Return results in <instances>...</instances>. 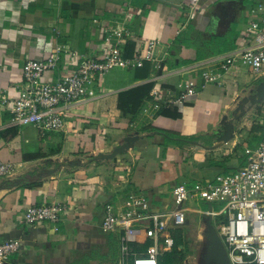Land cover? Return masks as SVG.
I'll return each mask as SVG.
<instances>
[{"label": "crops", "instance_id": "crops-1", "mask_svg": "<svg viewBox=\"0 0 264 264\" xmlns=\"http://www.w3.org/2000/svg\"><path fill=\"white\" fill-rule=\"evenodd\" d=\"M259 15L262 21L264 0H0V161L13 167L0 179V245L20 243L5 264H123L120 235L107 236L101 225L106 206L121 208L132 181L159 209L171 192L166 184L187 170L198 175L194 165L214 167L217 174L243 167L264 139V113L261 102L247 108L240 99L264 76L254 81L241 62L219 84L202 86L201 74L220 68L243 47L242 33ZM116 26L130 34L124 58L154 41L158 67L110 70L63 112L61 132L11 124L26 61H44L57 46L66 51L61 65L71 62L69 68L82 55L100 59L107 31ZM53 77L48 72L43 79ZM190 81L202 88L187 101L159 111L152 107L153 89L176 95ZM147 83L154 86L141 110L134 118L124 116L119 93ZM7 130L15 131L8 140L1 135ZM165 137L172 142L166 156ZM126 138L132 142L124 153L100 157ZM156 150L174 176L163 170L164 178L147 182L144 160ZM54 203L66 206L57 231L20 224L27 207Z\"/></svg>", "mask_w": 264, "mask_h": 264}, {"label": "built area", "instance_id": "built-area-1", "mask_svg": "<svg viewBox=\"0 0 264 264\" xmlns=\"http://www.w3.org/2000/svg\"><path fill=\"white\" fill-rule=\"evenodd\" d=\"M107 32L101 58L79 56L75 68H69L71 62L61 65L62 53L66 51L59 46L44 61H26L22 89L10 109L11 124L14 127L32 126L40 131L61 132L65 126L63 112L88 96L89 89L97 85V81L110 70L117 67L140 68L144 63L158 65L155 59L157 42L144 43L133 57L126 59L122 56V48L130 35L129 31L116 26ZM242 34L241 39L246 40L243 47L227 55L220 68L202 72V86L206 83L219 84L229 68L238 62L248 67L253 80L264 76V19L260 22L250 21ZM48 72H52L54 77L51 81H44L43 77ZM202 86L190 81L176 95L155 88L150 93L152 107L159 111L183 103ZM12 172L10 164L0 161V179ZM170 195L173 205H164L159 209L150 198L131 195L119 209L106 206L101 228L106 234L120 235L123 264H158V258L170 252L174 246L173 231L187 224L186 213L191 212L187 206L201 202H219L223 205L220 211L208 208L203 215L218 223L216 232L229 264H264V139L246 164L235 173L219 175L205 185L176 186ZM65 211L66 206L60 203L30 206L25 209L20 224L31 227L48 225L57 231ZM224 214L226 219L219 220ZM141 235L150 240L151 252L132 250ZM19 247V241L15 240L2 243L0 264H5Z\"/></svg>", "mask_w": 264, "mask_h": 264}, {"label": "rangeland", "instance_id": "rangeland-1", "mask_svg": "<svg viewBox=\"0 0 264 264\" xmlns=\"http://www.w3.org/2000/svg\"><path fill=\"white\" fill-rule=\"evenodd\" d=\"M260 18L257 19V21L260 22L261 20V15H259ZM259 80V79H258ZM256 80V81H258ZM255 81V80H254ZM264 82V80L253 82L249 85V88L247 89L248 92L246 93V95L240 99L243 100L242 103L243 105L247 108L253 104V102L255 101L257 92H259L262 83ZM245 100V101H244ZM264 97L261 101L263 107H262V111L264 113ZM241 117V116H240ZM220 133V132H218ZM231 136V135H230ZM227 138H229V135L227 136ZM172 142L169 141L168 138H164V141L161 143V145H163V151H164V156H166L165 151L168 150L169 145ZM161 148V147H160ZM157 152H153V155L151 157H149L148 159L145 158L144 163L145 165H147L146 168H144L147 172V178L148 181L147 182H151V180L154 178H160V176L162 178H164L165 176H163V170H166L168 173H170L171 177L174 176L172 172V168L171 167H164L170 163H165L164 159H162L161 155H158L159 151L156 150ZM144 159V158H143ZM159 164H163L159 165ZM142 166L143 165V161L141 160V162H138V166ZM194 170L196 171H200L201 173H203L204 175H202L200 172H198V175L196 173L193 172V177H191L190 175V171L187 170L186 174H182L181 176H179V180H177L176 182H170L168 184H166L168 186V188H170V191L176 186V185H186L187 187H192L194 184L196 183H200V184H208L211 183L215 180V178L219 175L225 174V173H220L217 174L215 169H213L214 167H210V169L208 168H203L202 166L200 168H196V166L194 165ZM216 168V167H215ZM140 169V168H139ZM139 169L134 170V173H139ZM199 176V177H198ZM184 180H189V181H184ZM137 181H132L130 184L131 189H129L127 192H129L128 196H145L146 194L141 192L140 190V184ZM126 192V193H127ZM147 197V196H145ZM164 205H173V199L169 193V196L164 200V202L162 203V206ZM185 206V204L183 205ZM222 204L219 202H213V203H190L187 207H189V209L191 210V212L186 213V217L188 219V224H186L184 227H182L183 231H184V237L186 239V246L184 249V255L182 257V259L175 263V264H213L212 262H209L207 260V252H208V248H209V240L207 237V222H210L212 224V226L214 227L215 230H217V222L214 221L213 219H209L207 217H205V215H203V212L208 209V208H212L214 209V211H220V209L222 208ZM206 212V211H205ZM226 219V214H224L221 218H219V220H225ZM107 236H112L114 234L111 233H107Z\"/></svg>", "mask_w": 264, "mask_h": 264}, {"label": "trees", "instance_id": "trees-1", "mask_svg": "<svg viewBox=\"0 0 264 264\" xmlns=\"http://www.w3.org/2000/svg\"><path fill=\"white\" fill-rule=\"evenodd\" d=\"M234 46V45H233ZM229 46L228 48H231ZM125 54V46L122 48ZM214 55V54H213ZM153 83H147L130 88L119 93L118 108L124 116L134 118L141 110L146 98H149V92L153 88ZM6 140L15 136L14 130H7L1 133ZM176 187V186H175ZM174 246L170 252L164 253L158 258V264H175L179 262L183 255L186 246V239L182 228L176 229L172 233ZM151 242L145 235L139 236L136 243L132 246L135 252L149 253L151 252Z\"/></svg>", "mask_w": 264, "mask_h": 264}, {"label": "water", "instance_id": "water-1", "mask_svg": "<svg viewBox=\"0 0 264 264\" xmlns=\"http://www.w3.org/2000/svg\"><path fill=\"white\" fill-rule=\"evenodd\" d=\"M263 97H264V82L262 83V86L259 92H257L255 101L261 102ZM238 112H240V115L242 114L243 105L240 106V109H238ZM131 142H132L131 138H126L124 139V143L120 145L119 147L115 148L111 154L101 155L100 157L105 160L113 159L114 157L124 153V151L129 149ZM219 144H222V142H219ZM206 225H207V237L209 240L207 260L213 262V264H229L224 246L220 238L218 237L216 230L214 229V227L212 226L210 222H207Z\"/></svg>", "mask_w": 264, "mask_h": 264}, {"label": "flooded vegetation", "instance_id": "flooded-vegetation-1", "mask_svg": "<svg viewBox=\"0 0 264 264\" xmlns=\"http://www.w3.org/2000/svg\"><path fill=\"white\" fill-rule=\"evenodd\" d=\"M209 262H211V261H209ZM213 263V262H212ZM208 264V263H207ZM211 264V263H210Z\"/></svg>", "mask_w": 264, "mask_h": 264}]
</instances>
